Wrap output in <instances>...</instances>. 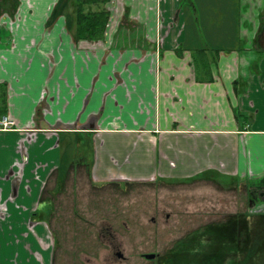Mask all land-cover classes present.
I'll list each match as a JSON object with an SVG mask.
<instances>
[{
	"label": "crops",
	"instance_id": "crops-1",
	"mask_svg": "<svg viewBox=\"0 0 264 264\" xmlns=\"http://www.w3.org/2000/svg\"><path fill=\"white\" fill-rule=\"evenodd\" d=\"M58 1L18 0L0 41V117L13 121L0 128V264L51 257L39 239L60 177L64 191L151 184L180 196L194 229L238 216L222 264H264V0H241L235 31L199 28L202 44L180 0H109L94 41L64 15L47 26Z\"/></svg>",
	"mask_w": 264,
	"mask_h": 264
},
{
	"label": "rangeland",
	"instance_id": "rangeland-1",
	"mask_svg": "<svg viewBox=\"0 0 264 264\" xmlns=\"http://www.w3.org/2000/svg\"><path fill=\"white\" fill-rule=\"evenodd\" d=\"M180 1L184 25L193 28L200 44L204 39L197 33L199 28L235 31L244 9L241 0ZM256 9L257 5L250 8ZM15 14L16 10H11L0 17L4 28L0 41L11 36L8 20ZM216 42L226 41L217 35L211 43ZM83 180L75 178L54 200L52 225L42 226L44 235L39 239L42 248L51 252L46 263L41 256L37 258L42 264H165L169 257L146 259L144 254L163 256L177 239L196 227L195 212L183 208L179 195L159 188H124Z\"/></svg>",
	"mask_w": 264,
	"mask_h": 264
},
{
	"label": "trees",
	"instance_id": "trees-1",
	"mask_svg": "<svg viewBox=\"0 0 264 264\" xmlns=\"http://www.w3.org/2000/svg\"><path fill=\"white\" fill-rule=\"evenodd\" d=\"M108 1L59 0L53 7L46 24L51 26L57 17L64 15L74 39L97 40L103 35L108 22L109 11L106 8ZM17 5L18 0H0V17L6 12L10 13L11 10H16ZM0 30H4L1 25ZM197 54L195 53L193 58H196ZM192 65L194 66V62H192ZM5 91V85H0V114L6 106ZM66 180V177L58 178L56 191L52 193L53 197L63 193ZM262 182L264 184V179ZM90 183L93 182L90 181ZM116 185L124 188L135 186L153 187V185L147 183H127V185L116 183ZM261 187L263 186L259 188ZM53 209L54 204H52L49 213L51 218ZM240 221L239 217L234 215L229 218L226 224H209L198 227L177 239L163 256L156 255V258L169 257V261L165 264H222L226 252L237 251V248L241 245L243 227ZM49 225L51 226L52 222L48 223ZM217 255L220 257L217 258ZM232 262L236 264L235 257H232Z\"/></svg>",
	"mask_w": 264,
	"mask_h": 264
},
{
	"label": "built area",
	"instance_id": "built-area-1",
	"mask_svg": "<svg viewBox=\"0 0 264 264\" xmlns=\"http://www.w3.org/2000/svg\"><path fill=\"white\" fill-rule=\"evenodd\" d=\"M13 125V121L9 119L6 115H2L0 117V128L1 129H9Z\"/></svg>",
	"mask_w": 264,
	"mask_h": 264
},
{
	"label": "water",
	"instance_id": "water-1",
	"mask_svg": "<svg viewBox=\"0 0 264 264\" xmlns=\"http://www.w3.org/2000/svg\"><path fill=\"white\" fill-rule=\"evenodd\" d=\"M118 256H121V254L118 253ZM155 256H156V254H154V253H147V254H144V257H145L146 259H153Z\"/></svg>",
	"mask_w": 264,
	"mask_h": 264
},
{
	"label": "flooded vegetation",
	"instance_id": "flooded-vegetation-1",
	"mask_svg": "<svg viewBox=\"0 0 264 264\" xmlns=\"http://www.w3.org/2000/svg\"><path fill=\"white\" fill-rule=\"evenodd\" d=\"M118 255V252L116 253ZM156 257V256H155Z\"/></svg>",
	"mask_w": 264,
	"mask_h": 264
}]
</instances>
